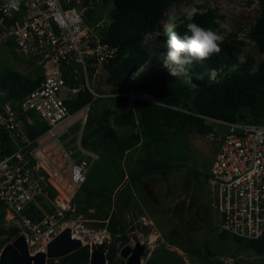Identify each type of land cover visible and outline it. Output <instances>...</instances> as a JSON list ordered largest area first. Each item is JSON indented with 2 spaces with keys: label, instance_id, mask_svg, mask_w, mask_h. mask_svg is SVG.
<instances>
[{
  "label": "built area",
  "instance_id": "built-area-1",
  "mask_svg": "<svg viewBox=\"0 0 264 264\" xmlns=\"http://www.w3.org/2000/svg\"><path fill=\"white\" fill-rule=\"evenodd\" d=\"M6 2L0 0V47L34 61L41 80L16 100L0 89V204L5 226L18 229L31 256L45 253L65 229L71 239L88 246L86 233L66 220V212L96 158L82 146L81 130L73 131L69 123L104 97L158 103L151 94L134 89L97 93L105 65L118 56V48L104 42L108 17L95 19L100 4L21 0L18 10L6 12ZM248 31L238 35V41L251 42ZM84 91L91 102L72 113L68 103ZM79 119L85 125L87 116ZM204 119L214 127L205 138L217 146L206 176L214 224L232 238L257 240L264 231V123ZM77 169L83 181L75 179ZM28 212L41 218L31 219Z\"/></svg>",
  "mask_w": 264,
  "mask_h": 264
},
{
  "label": "trees",
  "instance_id": "trees-1",
  "mask_svg": "<svg viewBox=\"0 0 264 264\" xmlns=\"http://www.w3.org/2000/svg\"><path fill=\"white\" fill-rule=\"evenodd\" d=\"M89 1L95 5L112 3L107 15L109 25L104 42L117 47L118 56L104 68L108 92L120 94L133 89L139 90L151 94L158 105L129 103L125 99L115 98L131 105L132 116L128 123L135 132L126 137L117 136L115 131L106 125L109 112L105 110L86 121L81 141L85 149H101L102 153L112 157L113 164L118 166L124 156L138 146L144 151V156L135 175L161 173L166 176L179 167L174 155V141L177 135L184 137L187 130L191 129L199 135H206L211 128L204 118L228 123H264V0H259V13L249 25L246 35L262 56L258 64L253 55H242L245 43L229 36L230 38L223 39L220 44L219 53L187 65L186 73L175 77L162 67L165 56L161 61L154 57L155 48L149 43L148 37L155 35L167 12L189 0H85ZM223 20V16L213 10L196 12L190 18L179 20L170 31L183 35L187 32V24L194 22L218 33ZM170 31L165 35L158 34L162 44L166 45ZM162 51V55H166L167 48ZM151 62L155 64L146 69V65ZM139 70L140 72L131 79L132 74ZM40 80V76L22 79L15 73L2 74L0 89L16 100L35 89ZM91 99L92 96L88 92H81L74 101L68 103L70 111L77 112L89 104ZM172 108H180L187 113ZM86 182L79 187V194L72 198V202L76 203L78 196L81 197V202L76 207L77 212L87 214L98 221H107L110 233L117 234L120 224L116 213L111 212L110 189H96L86 185ZM94 208L96 211L90 214V210ZM67 214L69 212H66ZM28 215L31 219L41 218L33 212H28ZM3 219L4 211L0 204V220ZM0 234L6 236V242H12L19 236V231L14 227L0 226ZM227 236L224 232L219 234L221 239ZM232 239L238 244H244L257 256H264V231L261 237L254 241ZM125 240L120 237L122 244ZM6 242L0 241V251L6 246ZM89 251V246H83L63 257V264H89ZM116 253L114 247L109 248L108 264H112ZM194 253L200 263L221 264L209 263L207 256L198 250ZM51 262L47 260L46 264Z\"/></svg>",
  "mask_w": 264,
  "mask_h": 264
},
{
  "label": "rangeland",
  "instance_id": "rangeland-1",
  "mask_svg": "<svg viewBox=\"0 0 264 264\" xmlns=\"http://www.w3.org/2000/svg\"><path fill=\"white\" fill-rule=\"evenodd\" d=\"M111 8L112 3L100 5L95 19L107 16ZM207 10H213L223 16V24L218 32L223 39L234 36L238 40V35L248 31L249 25L259 13L260 6L259 0L187 1L167 12L155 35L148 37L149 43L155 48L154 57L157 61H161L163 56V60L166 58V55H162V50L167 48L158 39V34L165 35L179 20ZM248 54L254 56L256 64L262 60V56L251 42L242 48V55ZM154 64L148 63L145 68ZM7 73H15L22 79L40 76V71L30 58L22 56L13 48L0 47V75ZM105 82L106 76L102 74L99 76V84L95 87L97 93L103 96L110 94ZM105 110L109 112L106 125L112 128L117 136L126 137L135 132L128 123L132 116L131 105L114 97L97 99L88 111L77 114L69 125L73 123L72 130L80 129L84 135V124L82 125L80 116L85 114L87 120H91ZM208 127L214 128L211 123ZM174 142V155L179 167L166 176L161 173L135 175L144 156V151L138 146L126 154L118 166L114 165L112 157L106 156L101 149L87 150L96 159L89 170L86 185L96 189H110L112 212L117 215L119 232L112 235L105 221L78 213L76 207L81 202L79 196L76 203L71 199L66 220L73 221L78 226V231L86 233L85 245L95 248L101 242L106 260L109 248L114 247L117 253L112 264H125L119 256L121 249L125 246L133 248L138 243L147 250L142 264H183L184 261L189 264H203L197 260L194 253L196 250L206 255L209 263L264 264V256H257L244 244H238L230 236L225 239L219 237L220 230L214 224L206 188V176L217 151L216 144L207 141L205 135H199L192 129L187 130L184 137L177 135ZM95 211L96 208L90 210V214ZM0 226L6 227L4 219L0 220ZM120 237L126 239L124 244ZM0 241L6 242V236L0 234ZM10 243L6 242L5 245ZM51 261L50 264H63L62 258Z\"/></svg>",
  "mask_w": 264,
  "mask_h": 264
},
{
  "label": "clouds",
  "instance_id": "clouds-1",
  "mask_svg": "<svg viewBox=\"0 0 264 264\" xmlns=\"http://www.w3.org/2000/svg\"><path fill=\"white\" fill-rule=\"evenodd\" d=\"M21 0H7L6 12L18 10ZM190 33V34H189ZM223 36L211 28L205 29L197 23H188L187 32L183 35L170 31L166 41V58L162 67L175 77L186 73V66L196 61H202L221 51ZM81 169L75 172V179L84 180Z\"/></svg>",
  "mask_w": 264,
  "mask_h": 264
},
{
  "label": "water",
  "instance_id": "water-1",
  "mask_svg": "<svg viewBox=\"0 0 264 264\" xmlns=\"http://www.w3.org/2000/svg\"><path fill=\"white\" fill-rule=\"evenodd\" d=\"M81 247L78 240L71 239L70 230L65 229L47 245L45 253L31 256L24 238L18 236L0 251V264H46L47 260L63 258ZM146 254V248L138 243L133 248L123 247L119 256L125 264H142ZM89 264H107L102 245L91 248Z\"/></svg>",
  "mask_w": 264,
  "mask_h": 264
},
{
  "label": "bare ground",
  "instance_id": "bare-ground-1",
  "mask_svg": "<svg viewBox=\"0 0 264 264\" xmlns=\"http://www.w3.org/2000/svg\"><path fill=\"white\" fill-rule=\"evenodd\" d=\"M65 199L62 197V195L59 197V199H58V201L59 202H62V201H64Z\"/></svg>",
  "mask_w": 264,
  "mask_h": 264
},
{
  "label": "crops",
  "instance_id": "crops-1",
  "mask_svg": "<svg viewBox=\"0 0 264 264\" xmlns=\"http://www.w3.org/2000/svg\"><path fill=\"white\" fill-rule=\"evenodd\" d=\"M217 152V151H216ZM215 156V155H214ZM213 159H214V157H213ZM211 165V164H210ZM209 170V169H208ZM208 173V172H207ZM207 186V185H206ZM207 188V187H206ZM207 191H208V189H207Z\"/></svg>",
  "mask_w": 264,
  "mask_h": 264
}]
</instances>
